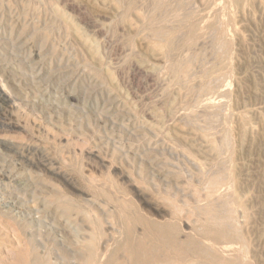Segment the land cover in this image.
Returning a JSON list of instances; mask_svg holds the SVG:
<instances>
[{
	"label": "rangeland",
	"instance_id": "obj_1",
	"mask_svg": "<svg viewBox=\"0 0 264 264\" xmlns=\"http://www.w3.org/2000/svg\"><path fill=\"white\" fill-rule=\"evenodd\" d=\"M152 1L0 0V264H70L141 215L264 264V0Z\"/></svg>",
	"mask_w": 264,
	"mask_h": 264
},
{
	"label": "bare ground",
	"instance_id": "obj_2",
	"mask_svg": "<svg viewBox=\"0 0 264 264\" xmlns=\"http://www.w3.org/2000/svg\"><path fill=\"white\" fill-rule=\"evenodd\" d=\"M211 1V0H210ZM229 0H227L228 2ZM233 1H237V0H233ZM154 3V0L152 1ZM160 2V0H159ZM200 2V1H199ZM225 2V1H223ZM161 3V2H160ZM226 3V2H225ZM235 3V2H234ZM232 3V4H234ZM151 4V3H150ZM163 4V3H161ZM167 5V3H165ZM173 4V3H172ZM176 4V2H175ZM179 5V2L177 3ZM176 4V5H177ZM224 4V3H223ZM151 5H154V4H151ZM210 5V3H209ZM215 5V4H214ZM218 5V4H217ZM227 5V4H226ZM150 6V5H149ZM168 6V5H167ZM184 6V5H183ZM230 6V5H228ZM157 7V5L155 6V8ZM160 8V6H158ZM156 8L159 10V8ZM162 7V6H161ZM188 7V6H187ZM153 8V7H152ZM151 8V10H153ZM164 7H162L163 9ZM168 8V7H167ZM185 8V7H183ZM154 9V10H156ZM169 9V8H168ZM174 9V8H173ZM178 9H180L178 7ZM219 9V8H218ZM229 9V8H228ZM153 10V12H154ZM177 10V8H176ZM176 10H174L173 12H175ZM225 10V9H224ZM231 10V9H230ZM184 11V9H183ZM186 11V10H185ZM202 11V10H201ZM220 11V10H219ZM227 11V10H226ZM190 12V11H189ZM197 12V11H196ZM207 12V11H206ZM214 13H217L215 11H213ZM232 12V11H230ZM156 13V12H155ZM155 13H150L152 14L153 16L155 15ZM185 13V12H183ZM188 13V12H186ZM185 13V15H186ZM191 13V12H190ZM203 13V12H202ZM198 16L200 17L201 14ZM205 13V12H204ZM157 14V13H156ZM182 14V12L180 13V15ZM189 14V13H188ZM224 14V13H223ZM151 15V17H153ZM159 15V14H158ZM157 15V16H158ZM163 15V14H162ZM161 15V16H162ZM167 16V14H165ZM176 15V13H175ZM204 15V14H203ZM218 15V14H217ZM150 17L149 15H146V17ZM160 16V17H161ZM169 16V15H168ZM208 16V15H207ZM216 16V15H215ZM225 16V19H228L227 23L225 24V27L226 28H229L230 27H227L226 25L229 24L230 26V19H231V15L230 17L226 18V16H229V15H224ZM147 17V18H148ZM156 17V16H155ZM153 17V18H155ZM159 17V19L161 20V18ZM182 17V16H181ZM179 17V20H181ZM186 17V16H184ZM206 17V16H205ZM210 17V16H209ZM168 18V17H166ZM170 18V16H169ZM183 18V17H182ZM187 18V17H186ZM190 18V16L188 17ZM215 18V17H214ZM218 18V17H216ZM156 19V18H155ZM159 19L157 18V22L159 21ZM164 19V17H163ZM177 18H175L176 20ZM196 19V17H195ZM203 19V18H201ZM148 20V19H147ZM153 20V19H151ZM169 20V19H168ZM171 20V18H170ZM184 20V19H183ZM190 21V19H188ZM200 20V19H199ZM208 20V19H207ZM165 21V19H164ZM167 21V20H166ZM165 21V22H166ZM172 21V20H171ZM178 21V20H177ZM176 21V22H177ZM193 21V20H191ZM197 21V20H196ZM221 21V20H220ZM230 21V23H229ZM150 22V21H149ZM201 22V21H200ZM204 22V21H203ZM152 23V22H151ZM159 23V22H158ZM164 23V22H162ZM161 23V24H162ZM175 23V21H174ZM178 23V22H177ZM183 23V22H182ZM194 22H192L191 24H193ZM207 23V22H205ZM224 23V22H223ZM221 23V24H223ZM160 24V23H159ZM160 24V25H161ZM185 24V23H184ZM188 24V23H187ZM186 24V25H187ZM190 24V25H191ZM198 24V23H197ZM204 24V23H203ZM220 24V23H218ZM221 24H220V28H221ZM159 25V26H160ZM168 25V24H167ZM171 24L169 23V26ZM173 25V24H172ZM182 25V24H181ZM180 25V26H181ZM208 25V24H207ZM217 25V24H216ZM224 25V24H223ZM152 26V25H151ZM165 26V25H164ZM175 26V25H174ZM178 25L176 24V27ZM189 26V25H187ZM200 26V25H199ZM202 26V25H201ZM209 26V25H208ZM163 28V25L160 26ZM166 27V26H165ZM168 27V26H167ZM166 27V28H167ZM183 27V26H182ZM195 27V26H194ZM197 27V26H196ZM213 27V26H212ZM211 27V28H212ZM223 28H221L220 31H222V29H225L224 26H222ZM172 28V27H171ZM179 28V27H177ZM187 28V27H186ZM185 28V30L187 31V29ZM189 28V27H188ZM192 28V27H191ZM203 28V26H202ZM218 28V27H217ZM152 29V28H151ZM161 29V28H159ZM164 29V28H163ZM180 29V28H179ZM195 29V28H193ZM205 29H206V26H205ZM205 29H201V31L205 30ZM214 29L216 30V26L215 28H213L211 30L214 31ZM228 29V30H229ZM169 31H171L170 29H168ZM184 30V32L186 33V31ZM200 30V29H199ZM210 29H208L209 31ZM218 30V29H217ZM227 29H225V32H226ZM227 30V31H228ZM167 31V30H166ZM168 31V32H169ZM178 31V30H177ZM183 31V30H180V32ZM202 31V32H203ZM194 32V31H193ZM192 32V33H193ZM210 32V31H209ZM163 33V32H162ZM160 33V34H162ZM177 33V32H176ZM175 33V34H176ZM182 33V32H181ZM224 33V32H223ZM164 34V33H163ZM168 34V33H167ZM212 34V33H211ZM179 35V34H178ZM182 35H185V34H182ZM222 35V34H221ZM225 35V34H224ZM174 36V34L172 35ZM171 36V38H172ZM181 36V35H180ZM179 36V37H180ZM187 36V35H186ZM170 37V36H169ZM178 37V38H179ZM183 37V36H182ZM181 37V38H182ZM225 37V36H224ZM164 38V37H163ZM175 38V37H174ZM174 38L172 40H174ZM222 38V37H221ZM165 39V38H164ZM170 39V38H168ZM177 39V38H176ZM180 39V38H179ZM188 39V38H187ZM190 39V37H189ZM193 39V38H192ZM163 40V39H161ZM178 40V39H177ZM186 40V39H185ZM220 40V39H219ZM169 41V40H168ZM171 41V40H170ZM169 41V42H170ZM176 40H174V42L172 43H176L175 42ZM160 42V41H158ZM167 44V43H166ZM224 44V42H223ZM226 44V43H225ZM221 45V43H220ZM174 46V44H173ZM226 46V45H225ZM192 48V47H191ZM170 49V48H169ZM172 49V48H171ZM167 55V54H166ZM169 56V54H168ZM178 56V55H177ZM171 57V56H170ZM171 60V58H170ZM190 61V60H189ZM176 63V62H175ZM174 63V65H175ZM180 63V62H179ZM179 63H177L179 65ZM185 62H181L180 64V67L182 66V64H184ZM172 64V63H171ZM186 65V64H185ZM173 67V65H172ZM184 67V66H183ZM176 69H179V67H175ZM182 68V67H181ZM173 70L174 67L172 68ZM185 69V68H184ZM172 70V71H173ZM180 70V69H179ZM178 70V71H179ZM177 71V70H176ZM213 71V70H211ZM219 71V70H218ZM217 71V72H218ZM216 72V73H217ZM207 73V72H206ZM213 75V74H212ZM173 76V75H172ZM171 76V77H172ZM187 80V79H186ZM215 80V79H214ZM176 81V80H175ZM212 91V90H211ZM218 92V91H217ZM212 93V92H211ZM213 94H216L215 93H212L211 95L214 96ZM213 100V99H212ZM6 176V175H5ZM68 197V200L72 203L73 201V197ZM80 200V199H79ZM210 201V200H209ZM77 202V201H76ZM206 202V201H205ZM120 205H122L123 208H128L131 204V202H119ZM201 204V203H200ZM75 205V204H74ZM175 205V203H174ZM74 207V206H73ZM196 207V206H195ZM205 207V206H203ZM207 208V207H206ZM204 208V209H206ZM203 209V210H204ZM215 209V208H214ZM218 209V208H217ZM3 210V209H2ZM119 210V209H118ZM139 210V209H138ZM207 210V209H206ZM209 210V209H208ZM7 211V210H6ZM80 211V210H79ZM86 211V210H85ZM219 211V210H218ZM8 212V211H7ZM11 211H9L10 213ZM66 212V211H65ZM182 212V211H181ZM201 213V211H199ZM198 212V213H199ZM208 212V211H207ZM159 213V212H158ZM176 213V212H175ZM67 215V213H65ZM168 214V212H167ZM215 214V213H214ZM122 215V214H121ZM170 215V214H168ZM180 215V214H179ZM219 215V214H218ZM128 215L126 214L125 217H127ZM166 216V215H165ZM211 216V215H210ZM66 217V216H65ZM170 217V216H169ZM204 217V216H203ZM219 217V216H218ZM106 218V217H105ZM163 218V216H162ZM212 218V217H211ZM16 219V218H15ZM67 219V218H66ZM92 219V218H91ZM126 219V218H125ZM209 219V217H208ZM232 219V218H231ZM22 220V219H21ZM68 220V219H67ZM204 220V219H203ZM94 221V220H93ZM121 221V220H120ZM140 221L143 223V225H145V232L143 233L142 236H138L136 235L131 228H129V226H127L126 222L123 223L125 227H128L126 228L127 231H126V236H125V239L123 242H116L115 244H113V246L109 249L105 248V251L104 248L102 247V249H98L96 247H94V244L95 242H85L84 246L87 247L89 250L87 252L86 255H81V254H78L79 257L77 258V260L75 261H72L70 264H237L238 263V259H235V262H231V260H229L227 257L223 256L222 254L220 255L216 248L214 246H204V244H202V241L199 242L198 241V238L195 237V236H190V235H187L186 238L182 239L180 237V233L178 232V222L176 219L174 218H169V219H165L164 221H158V220H154V219H151V218H148L147 216H144V215H141L140 216ZM220 221V220H219ZM23 222V221H22ZM70 223V221H68ZM136 222V221H135ZM222 222V221H221ZM228 222V221H227ZM231 222H233L231 220ZM31 223V222H29ZM92 223V222H91ZM132 223V222H131ZM134 223V222H133ZM141 223V224H142ZM210 223V222H209ZM216 223V222H215ZM23 224V223H22ZM67 224V223H66ZM65 224V226H67ZM79 224V223H78ZM77 224V225H78ZM121 223V225H123ZM20 225V224H19ZM76 225V226H77ZM140 225V224H139ZM222 225L224 226V223L222 222ZM198 226V225H197ZM69 227V226H68ZM68 227L66 228V232H65V235L61 237V240L62 242H67L66 241V236L67 234H69L68 232ZM75 227V226H74ZM77 227H80L79 225ZM201 226H199L200 228ZM233 227V225H232ZM62 228V227H61ZM64 228V227H63ZM108 228V227H107ZM135 228V227H134ZM235 228V232L237 233V226L234 227ZM218 229V228H217ZM197 230V228L195 229ZM203 230V229H202ZM231 230V229H230ZM206 231V230H205ZM204 231V232H205ZM94 232V231H93ZM209 232V231H208ZM234 232V233H235ZM88 233V232H87ZM228 233V232H227ZM82 234V233H81ZM122 235V234H121ZM141 235V234H140ZM186 235V234H185ZM235 235V234H234ZM80 236V234H79ZM182 236H183V232H182ZM212 236V235H211ZM217 236L216 238H222L224 237V231H219V232H216V235ZM232 236V235H231ZM68 237V236H67ZM203 237V236H202ZM63 238H66V239H63ZM83 238H84V235H83ZM97 238V237H96ZM229 238V237H228ZM236 238V236H235ZM108 239V238H107ZM122 239V238H121ZM211 239V238H209ZM215 239V238H214ZM237 239V238H236ZM238 239H239V235H238ZM109 240V239H108ZM60 241V240H59ZM205 241V239H204ZM215 241V240H214ZM226 241V240H225ZM225 241H222V242H225ZM236 241V240H235ZM234 242V241H233ZM233 242H227V243H233ZM204 243V242H203ZM35 244V243H34ZM102 244V243H101ZM100 244V245H101ZM220 244V243H219ZM246 244V242L244 243ZM64 246V245H63ZM246 246V245H245ZM65 247V246H64ZM63 247V248H64ZM81 247V246H80ZM241 248V247H240ZM246 249V248H245ZM84 251V250H83ZM109 251V252H108ZM123 251V254L122 255L123 257L119 256L120 255V252ZM105 252V254L103 253ZM246 254V253H245ZM225 255V253H224ZM242 255V254H241ZM245 256V255H244ZM243 256V257H244ZM237 257V256H236ZM235 258V257H234ZM238 258V257H237ZM240 258H242L240 256ZM245 258V257H244ZM73 260V259H71ZM237 261V262H236ZM25 264H53V263H50V261H44L42 259V255H40L39 253H35L34 252V257L32 258L31 257V260L30 261H25Z\"/></svg>",
	"mask_w": 264,
	"mask_h": 264
}]
</instances>
